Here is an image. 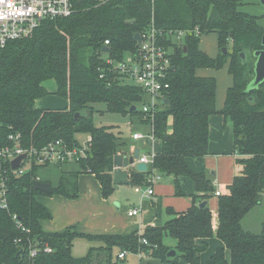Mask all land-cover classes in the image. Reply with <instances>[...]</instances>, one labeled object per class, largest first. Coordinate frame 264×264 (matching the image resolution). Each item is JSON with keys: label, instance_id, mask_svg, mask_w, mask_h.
<instances>
[{"label": "trees", "instance_id": "trees-1", "mask_svg": "<svg viewBox=\"0 0 264 264\" xmlns=\"http://www.w3.org/2000/svg\"><path fill=\"white\" fill-rule=\"evenodd\" d=\"M244 4L246 0H77L69 17L43 21L30 37L11 42L0 51V144L12 145L7 137L18 134L24 149L45 147L58 140L72 148L79 146L78 136L87 135L88 148L75 162L79 170L70 176L94 175L102 198H109L114 193L113 158L129 157L132 151L119 133L94 125V106L105 105L109 113L140 121L139 106L144 96L135 86L115 79L105 60L117 63L134 51L133 36L141 34L151 21L161 31L197 29L200 36L215 33L219 50L215 58H210L199 49V37L192 34L184 38L185 53L183 46L164 44L172 50L169 89L164 97L167 102L160 101L152 123L153 139L159 142L160 150L145 174H129L131 186H147L151 171L171 176L178 197L185 195L181 179H189L194 185L190 208L179 213L167 209L171 218L163 226H147L141 234L91 236L72 229L46 233L41 222L51 216L38 197L75 198V186L69 194L66 187L70 183L61 176L51 194H45L33 189V182L41 181L38 172L44 167L31 162L18 177L9 165H0L8 179L7 208L0 209V264H129L127 259H118L122 251L132 256L141 251L162 264H177L178 259L184 264H201L206 241L213 236L222 246L205 264H264V225L258 234L241 226L264 194V81L250 86L253 53L264 49V27L259 22L264 16L242 11ZM105 41L108 51L103 48ZM221 48L228 49L225 56ZM240 53L245 54V61ZM225 65L232 86L226 91L223 108L217 111L216 80L198 77L196 70H219ZM48 80L56 84L54 95L67 101L63 109L36 107L37 100L48 95L42 86ZM131 107L136 111L130 113ZM75 113L79 115L76 120ZM215 114L232 124L233 149L238 155L235 163L241 169L227 192L217 197L214 230L212 211L207 204L199 207L214 195L212 180L205 172H194L187 160L208 155V118ZM78 237L99 246L75 258L71 248ZM142 238L147 245L140 242ZM17 239L19 244L15 243ZM165 239L175 245H165ZM29 245L38 250L33 258L27 255ZM45 246L50 253L43 251ZM171 249L176 255L168 258Z\"/></svg>", "mask_w": 264, "mask_h": 264}, {"label": "crops", "instance_id": "crops-1", "mask_svg": "<svg viewBox=\"0 0 264 264\" xmlns=\"http://www.w3.org/2000/svg\"><path fill=\"white\" fill-rule=\"evenodd\" d=\"M200 38L198 42L199 49L207 54L210 58H215L218 53L217 41L213 54L201 49ZM218 51V52H217ZM196 76L198 77H213L216 80V93H215V109L217 111L221 110L224 106L226 91L232 86V76L228 73L227 65L219 70L214 69H198L196 70ZM56 90H48V95L55 93ZM56 96V95H55ZM41 98L39 101H42ZM38 101V100H37ZM67 105H65L66 107ZM37 107V106H36ZM47 108V106H45ZM38 108V107H37ZM44 109V108H40ZM56 109V108H55ZM129 118V117H128ZM130 124L135 123L139 126L146 127V124H142L139 120L132 122L130 119ZM146 125V126H145ZM209 125V136H208V155L199 159H188L187 163L189 167L196 173L205 172L206 175L212 180L214 190L219 191L220 195L227 192V186L231 183L233 177L240 171V166L236 165L235 158L238 155L233 149V135H232V124L224 119L220 114L211 115L208 118ZM150 130V129H149ZM135 131L134 133H136ZM149 132V131H148ZM147 132V133H148ZM119 135L123 138L122 132L117 130ZM89 138L87 135L78 136L81 140ZM131 140H133L131 138ZM142 141L143 146L151 147L153 141L144 140H133ZM157 142V141H155ZM158 144V149L156 154L160 150V144ZM131 155L133 150L137 147L130 146ZM140 155H147L151 152H142L140 148ZM199 161L197 163H193ZM201 161V163H200ZM199 163L201 165H199ZM73 164L67 167L66 170L63 169L64 165ZM60 166H49L47 168H55L60 171L59 179L64 176L66 180L70 183V190L73 186L76 188V197L68 198L64 196H56L55 199H51L49 204L38 201L48 210L50 213V220H45L41 222L42 231L46 233H60L64 232L72 226V224L77 223V226L72 229L73 231L83 234V235H120L126 236L132 233L141 234L147 226L150 227H161L168 221L171 216L166 212L167 209H172L174 212L186 211L192 205V195L193 191L183 189L181 183L185 179H181L180 186L184 196L174 195V179L171 176H166L158 173L160 175L159 180L155 181L152 188L153 194L150 197H142L141 194L134 191V186L119 185L117 189L114 188V193L112 194L110 200L102 199L100 192V185L92 181V179L83 176L84 174L77 175L76 178L70 176V174L75 173L79 170L78 165L75 163H67ZM59 167V168H58ZM64 170V171H63ZM148 170V166H147ZM134 169L128 170L129 174ZM157 172L151 171V174H156ZM88 175V174H86ZM91 175V174H89ZM45 176V175H44ZM94 177V175H92ZM39 178L42 182H49V180L42 179L39 174ZM95 178V177H94ZM58 179V182H59ZM96 179V178H95ZM130 179V178H129ZM168 180V183L165 181ZM189 180V179H188ZM51 185V184H50ZM52 187V186H51ZM221 188V189H220ZM133 195L131 197V202L127 205H123L121 201L122 194ZM212 198V203L210 204V199ZM206 203L207 206L213 213V228L216 229V209H217V197L212 195ZM130 199L127 200L129 202ZM126 204V203H125ZM261 205V204H260ZM259 206V205H258ZM257 207V206H256ZM131 208H139L141 210L140 215L136 217H128L127 212ZM255 207L248 213L250 214ZM126 212V213H125ZM248 214L243 218L241 226L243 228V222ZM264 225V224H262ZM244 230V229H243ZM247 231V230H245ZM207 249L201 254V264H205L206 260L211 256L216 248L221 247L222 243L215 236L208 239ZM164 244L170 247L175 245V242L171 239H166ZM228 255V252H226ZM203 258V259H202ZM129 264H138L133 261L135 257L129 256L126 258Z\"/></svg>", "mask_w": 264, "mask_h": 264}, {"label": "built area", "instance_id": "built-area-1", "mask_svg": "<svg viewBox=\"0 0 264 264\" xmlns=\"http://www.w3.org/2000/svg\"><path fill=\"white\" fill-rule=\"evenodd\" d=\"M77 0H0V51L14 41L30 37L43 21H54L69 17L74 12V4ZM106 1V0H99ZM186 34H192L200 37L197 29L193 31H161L157 30L153 21L142 31L140 35L141 42L132 52H127L121 61L115 63L110 59L105 62L110 67L111 72L115 74V79L120 83L130 84L141 90L144 96V102L139 106L142 114V120L147 122L149 132L145 134L133 133V140L153 141V119L158 111L160 101L164 99L165 93L169 89V74L171 70V49H166L164 44L170 42L173 47H182ZM108 47V41L104 42V50ZM100 74V79L104 76ZM148 97V98H146ZM7 142L12 145L0 144V165H9V169L15 176H21L27 171L30 163L40 167L61 166L67 163L76 162L79 157L88 148L79 146L68 147L62 141H53L45 147L24 149L20 146V136L10 134ZM90 138L84 142L85 146ZM20 155L26 158L20 163V166L12 170L10 162ZM155 154L139 155L137 162L144 163L147 166L152 164ZM5 170H0V209L7 208L6 191L7 178L4 177ZM158 173L147 177V186H134V191L141 194L142 197H150L153 194V184L159 180ZM38 180V179H37ZM219 191H214V196L218 197ZM264 197V194H263ZM139 208L128 210V217L140 215ZM17 221L16 216H12ZM17 226H20L19 224ZM140 242L147 245V241L142 238ZM16 244L20 240H15ZM28 247V257L33 258L37 254V249ZM45 253H50L49 247H44ZM130 253L122 251L118 254V259L124 260ZM131 255V254H130ZM138 262L147 257V254L139 251L133 255Z\"/></svg>", "mask_w": 264, "mask_h": 264}, {"label": "rangeland", "instance_id": "rangeland-1", "mask_svg": "<svg viewBox=\"0 0 264 264\" xmlns=\"http://www.w3.org/2000/svg\"><path fill=\"white\" fill-rule=\"evenodd\" d=\"M241 10L250 14V15H253V16H258V17L264 16V4H262L260 0H246V4H244V6H242ZM259 22L264 27V18H262ZM200 37H201L200 38L201 49L204 48L203 50H206L207 52L213 54V52L215 50V46H216V34L210 33V34L202 35ZM42 86L46 92H48V90H56V84L53 80H48V81L43 82ZM146 98H148V97H146ZM65 105H67L66 100L59 98L58 96H55L53 94H49L46 97H44L42 101L38 100L36 102V106L38 108H44V109H50V110L55 109V108L56 109H63L65 107ZM45 106H47V108ZM92 118H93L94 125L97 127H109L112 129V131L114 133L117 132V130L121 131L124 141L127 142V144L129 146L140 148L142 152H151V153L156 154V151L158 149L157 142L154 141L153 144L151 145V147H145V146H143L142 141L131 140V135L135 131H137V133H141V134H145L149 131V127H148L146 121L140 120L141 122H143L147 125V126L145 125L146 127L139 126L138 124L136 125L135 123L130 124V120H129L128 116H122L119 114L109 113L106 111L105 105H95L94 109H93ZM135 120L137 123L138 119L132 118V122H134ZM116 134H118V133H116ZM86 140L87 139L84 140V137L82 140H81V138H79L81 148H84V147L87 148L88 144H86V146L84 144V142ZM198 162L199 161H195L193 163L198 164ZM73 163H75V162H73ZM200 163H201V161H200ZM200 163H199V165H201ZM71 165H73V164L64 165L63 169L66 170L67 167H69ZM38 173L41 175L42 179H46V180H49L51 182L50 184H51L52 188H55L58 186V179H59L58 177L60 175V171H58V169H55V168L41 169ZM83 176L92 179V181H94L97 184L96 179L92 175L84 174ZM165 182L168 183V180H166ZM181 185H182L183 189L193 191V185H192L190 180H188V179L183 180ZM154 187H155V185H154ZM66 189L69 191L70 186H67ZM69 192H70L69 194H72V190ZM111 196L109 198H102V199H106L107 201H111L110 200ZM132 196L133 195H131V193L130 194H126V193L122 194L121 195V201H122L123 205H127L128 203H130ZM54 197H56V195L39 196L38 198L40 199L41 202L43 201L47 205L50 203L52 198L55 199ZM128 199H130L129 202H127ZM212 201L213 200L211 198L210 204L212 203ZM260 204L261 205L255 207V210H253L245 218V220L243 222V229L244 230H247V231L255 233V234H258L261 232L262 224H264V197H262ZM76 226H77V223H74V224H72V226L70 228L74 229ZM70 228H68V229H70ZM164 241H166V239ZM98 246H99L98 242L90 241L84 237H78L73 241V245L71 248V255L75 258H81L87 254L89 248H91V247L96 248ZM129 256H132V255L129 254ZM133 261L137 262L136 258ZM138 264H162V263L153 257L147 256L144 259H142L140 262H138ZM177 264H184V263L180 259H178Z\"/></svg>", "mask_w": 264, "mask_h": 264}, {"label": "water", "instance_id": "water-1", "mask_svg": "<svg viewBox=\"0 0 264 264\" xmlns=\"http://www.w3.org/2000/svg\"><path fill=\"white\" fill-rule=\"evenodd\" d=\"M262 4H264V0L261 1ZM134 42H136L138 45L141 42V38L139 33H136L133 36ZM261 45L264 46V37L261 40ZM108 51V49H106ZM183 51L184 53L186 52V46H183ZM221 53L223 56L226 55L228 49L227 48H221L220 49ZM253 56L255 57V62H254V77L252 82L250 83V86H257L258 84L262 83L264 81V49L255 51L253 53ZM239 57L245 61V54L240 53ZM167 102L166 99L161 100V102ZM136 111V107H131L129 109V112ZM78 113H75L74 118L75 120L78 117ZM139 149L135 148L133 150V154L129 157H122L120 155H116L113 158V171H112V183L115 189L118 188L119 185H126L130 186L131 181L129 179V172L131 168L134 169L138 173L145 174L147 172V165L144 163H139L137 162V159L139 157ZM26 158L25 155H20L14 160L10 162V166L12 170L17 169L20 166V163ZM33 189L35 191H40L45 194H51L52 192V187L49 182H42V181H34L33 182ZM206 202L200 203L199 207L203 208L206 206ZM21 254V252H19ZM176 252L174 249H171L168 251L166 256L168 258H173L175 257Z\"/></svg>", "mask_w": 264, "mask_h": 264}]
</instances>
